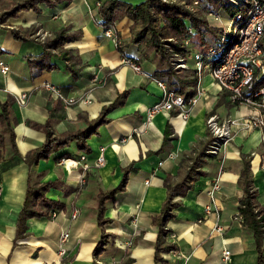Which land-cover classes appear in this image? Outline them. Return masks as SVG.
I'll use <instances>...</instances> for the list:
<instances>
[{
	"label": "crops",
	"instance_id": "crops-1",
	"mask_svg": "<svg viewBox=\"0 0 264 264\" xmlns=\"http://www.w3.org/2000/svg\"><path fill=\"white\" fill-rule=\"evenodd\" d=\"M105 1L108 0L42 4L38 11H21L18 17L0 26V60L10 67L7 74L0 71V100L9 94L15 99L27 94L24 102L15 100L13 104L16 117L13 127L22 156L46 138L44 132L30 127L28 122L44 125L49 121L58 134L76 131L85 126V118H97L118 93L129 92L122 106L110 110L109 123L88 140L90 153L79 150L77 143L72 142L49 160L39 162L36 174L42 182L60 179L47 195L65 208L58 210L55 218L28 219L25 237L16 238V231L28 186L29 166L21 162L0 174V264H93L96 259L101 264H154L158 229L152 224V217L160 213L167 196L166 174L176 175L180 156L193 151L201 141L212 139L211 133V137L207 134L209 116L241 120L258 114L257 109L248 105L234 107L227 93L205 72L200 83L204 96L193 107L187 121L177 111H159L149 118L150 108L163 95L153 76L158 57L154 51L131 40L133 22L128 17L117 21L111 29L120 38L119 47L105 36V29L95 23L98 6ZM124 1L136 5L144 0ZM208 20L211 26L222 29L227 38L229 34L231 37L234 19L226 12ZM32 25L40 26L38 32L50 36L62 28L81 33L80 38L66 44L81 58L77 75H72L61 62L53 70L37 68L34 60L43 52L42 45L17 40L10 30ZM262 49L264 54V39ZM124 56L138 62L143 71L136 72L124 62ZM95 75L106 78V84L93 89L91 80ZM46 82L62 88L68 97L86 95L88 101L65 107L44 87ZM168 122L177 136L164 153L150 154L162 148ZM232 129V140L222 147L219 155L208 153L204 174L182 198V205L174 210L176 217L168 223V241L178 248L177 254L165 255L167 264H257L258 251L252 233L242 227L236 215L244 193L238 185L243 167L241 153L251 155L258 201L264 205V133L257 128H241L239 124ZM102 148L106 161L95 167ZM65 153L70 155L66 158L69 161L58 159ZM84 154L85 162L80 160ZM11 155L8 148L7 156ZM71 160L78 161V165ZM133 162H136L135 170L129 175L126 190L107 204L106 217L111 222L104 229L111 237L96 257L95 249L102 237L97 222L99 190L117 187L123 169ZM75 209L80 214L73 220ZM65 231L70 232V238L62 255L59 239ZM226 250L231 252L228 259L224 258ZM128 259L132 261L127 263Z\"/></svg>",
	"mask_w": 264,
	"mask_h": 264
},
{
	"label": "trees",
	"instance_id": "trees-1",
	"mask_svg": "<svg viewBox=\"0 0 264 264\" xmlns=\"http://www.w3.org/2000/svg\"><path fill=\"white\" fill-rule=\"evenodd\" d=\"M63 1L0 0V26L5 25L11 18L18 17L21 11H38L42 4L52 6ZM195 2H197L196 5ZM248 10V3L233 6L230 0H144L136 5L124 0H108L98 6L95 23L108 30L114 28L115 23L125 17L132 20L131 40L154 51L158 57V66L153 76L164 81L169 89L190 96L198 84L196 70L193 68L180 71L173 69L172 62L174 61H171L170 58L178 54L187 56L195 50L205 52L210 46L216 47L219 52V43L223 39L229 40V42L235 40L233 33L231 37L229 34V37L225 38L222 29L215 28L207 20L198 17L199 13L219 15L221 12H226L234 19L235 26L245 20ZM39 29L40 26L32 25L29 28L20 26L10 30L17 40L36 41L42 45L43 52L34 60L40 71L53 70L61 62L66 65L72 75H77V72L81 70V58L74 49L67 48L66 44L80 38L81 33H70L66 28H62L48 39L41 41L37 37ZM186 40H189L191 44L188 47L185 46ZM211 42L213 44L210 45ZM216 42L219 43L216 44ZM261 85H264V76L260 78L258 86ZM60 89L63 91L62 88ZM128 93V91L118 93L114 102L109 106H104L97 118L93 120L85 118V126L76 131L58 134L53 130L49 121L44 125L28 122L30 127L44 132L46 138L40 146L28 151L24 156L18 150L13 127V124H16L13 109L15 98L9 94L4 100H0V174L21 162H25L29 166L28 186L24 205L17 221L16 238L26 236L28 219L50 218L53 211L57 212L65 208L63 203L51 199L47 195L60 183V179L42 182L40 175L36 174L39 162L49 160L62 148L70 146L72 142L77 143L79 150L90 153L91 148L88 140L99 134L101 126L109 123L110 110L122 106ZM207 134L210 136V132L207 131ZM175 136L177 135L173 126L168 122L162 148L150 154L161 155L164 153ZM211 145L212 139L209 138L207 141L197 144L193 151L183 153L180 156L177 174L167 173L164 177L167 196L160 213L152 217V224L158 229L154 264H167L165 255L178 248L177 245L168 241L170 234L168 223L176 217L174 210L182 205V198L194 188L195 183L204 174L203 168L208 157L207 151ZM8 148L11 149V156H7ZM69 156L67 153L60 154L58 159H66ZM240 156L243 167L240 171L238 185L244 193L239 200L238 213L243 217L242 227L252 233L258 251L257 264H264V205L258 201L259 192L254 184L251 155L241 153ZM135 164L136 162H133L123 169V178L117 187L99 190L97 222L102 229V237L95 249L96 257L104 251V246L111 237L104 229V226L111 222V219L106 217L107 204L115 201L117 194L126 190L129 175L135 170ZM131 261L128 259L127 263ZM93 264L101 263L96 259Z\"/></svg>",
	"mask_w": 264,
	"mask_h": 264
},
{
	"label": "built area",
	"instance_id": "built-area-1",
	"mask_svg": "<svg viewBox=\"0 0 264 264\" xmlns=\"http://www.w3.org/2000/svg\"><path fill=\"white\" fill-rule=\"evenodd\" d=\"M231 5L240 6L244 3L249 4V10L243 22L235 25L233 34L235 40L225 43V39L219 43V52L216 47L210 46L207 51H195L194 60L195 66H189L186 56L178 54L177 59L180 63L173 62L177 70L190 69L196 70L198 76V84L193 93L188 96L186 94L177 93L169 89L168 85L159 79H156L158 85L163 91L161 100L150 108L149 118L159 111L172 112L177 111L178 115L183 120L187 121L190 118L193 107L204 96V91L200 87L201 80L207 72L217 82L220 88L227 93L230 103L234 106L248 105L258 110V114L253 117H246L241 120L233 119L228 116L221 119L217 115H211L206 121V126L212 135V145L208 149L211 155H219L222 147L233 138L232 125L239 124L244 129H260L264 133V85L258 86L260 78L264 76V54L262 49V42L264 39V0H230ZM195 5L197 2L194 3ZM213 14L210 13V16ZM240 18V16H239ZM105 36L111 38L115 46L119 47L121 44L120 38L115 35L111 29L105 30ZM39 40L44 41L50 37L49 33L40 31L37 33ZM190 41H185V46H189ZM193 53V52H192ZM216 56V58H215ZM211 58L214 60L209 61ZM124 62L130 65L136 72L141 73L142 67L139 63L130 58L124 57ZM0 71L7 74L10 67L4 61L0 60ZM106 78H100L95 75L91 80L92 88L102 87L106 84ZM44 87L51 91L57 99L62 101L65 107H71L78 103H85L88 100L86 95L80 98L68 97L63 91L46 82ZM27 99V94L23 93L17 97V102L22 103ZM80 160L85 162L87 156L84 154ZM65 161H69L66 159ZM78 165V161L71 160ZM106 161L105 149H101L97 156L94 166L101 167ZM161 164V163H160ZM88 164L85 165V168ZM85 176L83 177L84 180ZM84 182V181H83ZM57 212L53 211L51 217L55 218ZM80 211L75 209L71 215L73 220L77 219ZM237 219L242 222L243 217L237 213ZM70 238V232L65 231L61 234L59 239L60 254H65V244ZM177 254V251H173ZM231 255L229 250L224 252V258L228 259Z\"/></svg>",
	"mask_w": 264,
	"mask_h": 264
},
{
	"label": "rangeland",
	"instance_id": "rangeland-1",
	"mask_svg": "<svg viewBox=\"0 0 264 264\" xmlns=\"http://www.w3.org/2000/svg\"><path fill=\"white\" fill-rule=\"evenodd\" d=\"M218 15H215V14H213L212 16H210V14H207V13H199V16L198 17H200L201 19H203V20H207L208 22H209V20H208V18L210 17V19L212 20L213 18H216ZM221 18H222V20L224 21V17L221 15ZM223 25V27L225 26V23H223L222 24ZM225 28V27H224ZM227 38V37H226ZM228 42H229V40H227V41H225V43L226 44H228ZM219 43V42H218ZM217 42H216V44H218ZM194 54H195V52H193L192 54H190V55H187L186 57H187V59H188V63H189V66H191V67H194L195 66V60H194ZM179 56H177V55H173L171 58H170V60L171 61H175L174 62V64L175 63H180V62H178L177 61V59H179L178 58ZM172 66L174 67L173 69H176L175 68V66L173 65V62H172ZM177 70V69H176ZM182 70V69H181ZM187 70V69H186ZM178 71H180V70H178ZM234 125H232V127H233ZM242 128V127H241ZM208 130V129H207ZM233 130V129H232ZM208 132H209V130H208ZM212 136V135H211ZM233 137H234V131H233ZM232 139H230V141H231Z\"/></svg>",
	"mask_w": 264,
	"mask_h": 264
}]
</instances>
